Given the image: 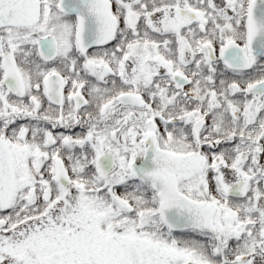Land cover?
<instances>
[{
  "label": "snow or ice",
  "instance_id": "snow-or-ice-1",
  "mask_svg": "<svg viewBox=\"0 0 264 264\" xmlns=\"http://www.w3.org/2000/svg\"><path fill=\"white\" fill-rule=\"evenodd\" d=\"M0 264H264V0H0Z\"/></svg>",
  "mask_w": 264,
  "mask_h": 264
}]
</instances>
